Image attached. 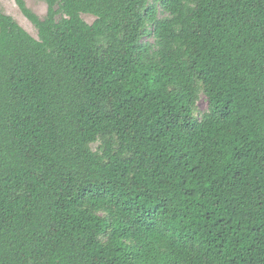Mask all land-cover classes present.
<instances>
[{
  "label": "trees",
  "instance_id": "obj_1",
  "mask_svg": "<svg viewBox=\"0 0 264 264\" xmlns=\"http://www.w3.org/2000/svg\"><path fill=\"white\" fill-rule=\"evenodd\" d=\"M14 1L0 264H264V0Z\"/></svg>",
  "mask_w": 264,
  "mask_h": 264
},
{
  "label": "rangeland",
  "instance_id": "obj_2",
  "mask_svg": "<svg viewBox=\"0 0 264 264\" xmlns=\"http://www.w3.org/2000/svg\"><path fill=\"white\" fill-rule=\"evenodd\" d=\"M26 7L32 11L39 18H43L46 15V5L41 0H24ZM0 11L10 16L24 31H26L31 37L37 38V30L33 24L21 13L14 0H0ZM81 18L88 24H92L94 18L90 15H81ZM198 117L200 114L206 112L207 102L206 99L201 96L198 104ZM95 146H92L94 148Z\"/></svg>",
  "mask_w": 264,
  "mask_h": 264
}]
</instances>
